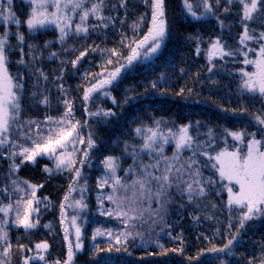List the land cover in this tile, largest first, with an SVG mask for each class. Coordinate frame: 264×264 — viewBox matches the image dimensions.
Wrapping results in <instances>:
<instances>
[{
  "label": "snow or ice",
  "instance_id": "obj_1",
  "mask_svg": "<svg viewBox=\"0 0 264 264\" xmlns=\"http://www.w3.org/2000/svg\"><path fill=\"white\" fill-rule=\"evenodd\" d=\"M84 254L264 264V0H0V264Z\"/></svg>",
  "mask_w": 264,
  "mask_h": 264
},
{
  "label": "trees",
  "instance_id": "obj_2",
  "mask_svg": "<svg viewBox=\"0 0 264 264\" xmlns=\"http://www.w3.org/2000/svg\"><path fill=\"white\" fill-rule=\"evenodd\" d=\"M52 38L53 37L51 35H49V36H46V37H42V40L43 39H52ZM117 39H118V37H117ZM97 43H99V41H97ZM185 53H187V49H185ZM180 66L181 65H180V62L178 60L177 61L176 74L173 77V86L175 88H179L184 83V81L188 79L187 76H185L184 79H179V67ZM53 67H54V65H53ZM69 68H70V65H69ZM49 70H51V69H49ZM191 71L195 72L196 68L193 67L191 69ZM141 79H142V77L138 76L134 80L130 79V80L126 81L125 83H126L127 86L136 85V84H138L140 82ZM226 82L227 81L225 80V83ZM69 84H73L74 85L75 81L69 80ZM189 84L191 86L190 82H189ZM123 87H124V85H122L121 89L117 93H115L118 97L120 96V92H122ZM196 87L199 89L201 86L200 85H196ZM208 87H209V85H207V84L203 85V89H204L203 95L205 97H207L209 95V93L207 91ZM221 88H223V84L221 85ZM140 91H143V88H141ZM222 94L223 93L221 92L219 95H222ZM214 99H218V97H214ZM109 105H110V102H109ZM225 105H227L226 101H225ZM78 115H82V113H78ZM212 118L215 119V116L213 115ZM229 126H231V125H229ZM102 131L104 132V135L102 136V138H107V135H108L107 131L106 130H102ZM21 176L23 178H29V179H35V180L41 179V174H40L39 169H36L35 171H32L30 169H24L21 172ZM61 183H62V181L59 178L52 180L51 182L48 183V186H47L44 194L49 195L50 198L53 199L54 201L57 200L58 199V194H57L56 189L59 187V185ZM64 183H66V182H64ZM93 183H94V179H93ZM49 221H54L55 226L58 229V221L54 220V217H53V215L51 213L45 215L44 218H43V222L44 223H47ZM213 227H214L213 225H211V224H209L207 222H204V223H202L199 226V228H197V227H195L192 224L191 218L187 214H185V218L180 223L179 227L177 228V231H180L181 229H183L185 236L189 238V242L192 245V248L190 249V252H191L192 255H195V250H196V246H197L196 236L201 234V233H204V232H209V229L213 228ZM90 231L91 230L89 229V233H90ZM12 238H13V240H15L16 233H13ZM42 238H44V230L43 229H41V232H39L36 235H34L33 237H31L32 240H39V239H42ZM89 242H90V240L88 241V243ZM24 243H28V240L25 239ZM58 251H60L59 247H55L54 250H53V257H55V255H56V253ZM141 255H144L143 250H139V251L134 252V257L135 256H141ZM88 259H89V256L87 254H84L83 256H81L79 264H84V262L86 260H88Z\"/></svg>",
  "mask_w": 264,
  "mask_h": 264
},
{
  "label": "rangeland",
  "instance_id": "obj_3",
  "mask_svg": "<svg viewBox=\"0 0 264 264\" xmlns=\"http://www.w3.org/2000/svg\"><path fill=\"white\" fill-rule=\"evenodd\" d=\"M90 243V242H89Z\"/></svg>",
  "mask_w": 264,
  "mask_h": 264
}]
</instances>
